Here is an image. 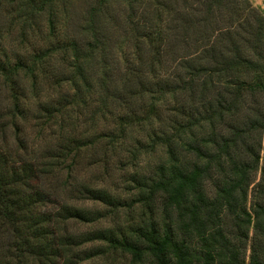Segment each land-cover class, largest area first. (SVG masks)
<instances>
[{
	"label": "trees",
	"instance_id": "1",
	"mask_svg": "<svg viewBox=\"0 0 264 264\" xmlns=\"http://www.w3.org/2000/svg\"><path fill=\"white\" fill-rule=\"evenodd\" d=\"M86 2L70 32V0H8L48 20L29 64L0 62L10 114L27 112L11 74L53 55L39 130L61 135L18 160L0 152V264H264V16L247 0ZM84 161L100 176L73 174ZM72 199L126 217L70 233L112 215Z\"/></svg>",
	"mask_w": 264,
	"mask_h": 264
},
{
	"label": "rangeland",
	"instance_id": "2",
	"mask_svg": "<svg viewBox=\"0 0 264 264\" xmlns=\"http://www.w3.org/2000/svg\"><path fill=\"white\" fill-rule=\"evenodd\" d=\"M247 2L251 7L260 11L264 16V0H247ZM86 6V0H70L67 7V17L65 19V21H67V23L65 22V25L68 31L70 30V32H76L78 31V27L84 24L82 14L84 13ZM116 7H118V5H113L112 8L116 9ZM23 8L24 9L21 10L14 4L13 6L10 5L8 0H0V62H7L6 64H8L11 69L13 67L12 65H17V62L27 65L31 53L44 46V38H41L42 35L48 33L46 11L34 14L30 12L28 6H24ZM109 31L116 34L118 33V28H111ZM116 46L117 45L110 46L111 51L115 50ZM53 60L52 55V58L50 57L41 64V69L36 68L34 70V75L27 71V67L23 66L21 68L19 67L15 73L11 74L12 78L16 79L14 86L17 87V91L23 92L25 96L22 100V104L23 107L27 109V112L23 117L18 114L15 117L11 116L10 112L12 111V99L10 95V82L4 79V76L0 74V152L7 153L8 158L18 160L28 154L30 150H36L35 148H32L29 143L26 133L27 128L37 130L35 131V135L40 138V135L42 134L40 139L43 138V134L45 132L41 133L39 130L42 126L41 122L44 120V115L40 111L41 107L53 103V100L57 98L58 94L57 88H53ZM123 64V62L113 64L114 70H110L113 71L114 77L116 73L123 70ZM43 66L45 67V70L42 68ZM55 74L59 75L57 72ZM97 75H99L98 72H96V76ZM61 86L60 90L62 92L65 91V84H62ZM96 102H98V99H96ZM9 125H11L15 130L14 145L9 142L7 132ZM52 129L53 127L51 126L48 133H50ZM23 145L26 146L25 149L23 148ZM160 156L161 153L158 151L149 157H145L142 164L148 166L147 164H152L154 160L159 159ZM89 162L90 161H84L82 164L76 166L73 169V174L78 173L83 176V178L88 180H92L94 177H99V168L89 164ZM62 174L63 176L61 175V177L63 178L65 173L63 172ZM115 177L116 172H114L113 178L117 182V178ZM59 180H56V176L53 175L50 182L53 181L52 183L56 184ZM55 193L56 192L53 191L54 195L51 197L53 203L56 202L58 197ZM62 197L64 198V195H61V198ZM80 201L82 200L72 199L71 203L83 206L79 203ZM97 205L100 204L96 203L85 207L90 210L100 209L102 214L111 212L109 211L110 209H106L102 205V207ZM55 207V204H53L52 208L55 209ZM120 210L123 211L124 209ZM120 210H118V214L116 215L111 212L110 214L112 215H107L98 221L94 220L88 224L78 221H69L67 222V231H70V233H78V231L85 232L91 228L97 229L104 226H111L115 223V221L117 222V218L123 220L126 217V213L123 214ZM250 234H252V231ZM92 246H94V244H92ZM85 248H89V245ZM248 253L249 249L247 248L245 251V262H247ZM124 262H126V260Z\"/></svg>",
	"mask_w": 264,
	"mask_h": 264
},
{
	"label": "clouds",
	"instance_id": "3",
	"mask_svg": "<svg viewBox=\"0 0 264 264\" xmlns=\"http://www.w3.org/2000/svg\"><path fill=\"white\" fill-rule=\"evenodd\" d=\"M158 103H161L160 101H158ZM102 123V122H101ZM146 123V122H145ZM159 122L158 121H155L153 120V124H158ZM74 127H77L78 130H83L86 125L85 124H80L78 126L76 125H73ZM147 126V125H146ZM53 128L56 129V134L53 136V135H48V132H49V129L45 126L44 128V132H45V138L44 139H40L39 137H37L35 135V131L37 130H33L31 128H27L26 129V133H27V136H28V140H29V143L31 145L32 148H35L38 152L41 151L46 145H48L50 142L52 143V145L54 146V143L60 138V135H61V129L59 128L58 124H53L52 125ZM94 131V129H91L89 128V131L88 132H85L84 135H88L90 132ZM7 132H8V138H9V142L11 144H15V130L12 128L11 125L8 126L7 128ZM63 132L65 134H71V130L70 128H65L63 129ZM113 159H115V157H113ZM70 162V161H69ZM143 159L141 160V163H143ZM129 171L131 170L130 168L128 169ZM119 169L116 170V177L118 179V174H119ZM82 178V177H81ZM123 182H121L122 184ZM122 195L124 196H128V195H131L132 193H129V192H122L121 193ZM81 205L83 206H91L93 204H96L97 202L96 201H92V200H82L79 202ZM97 206H100L102 207L101 205H97Z\"/></svg>",
	"mask_w": 264,
	"mask_h": 264
}]
</instances>
